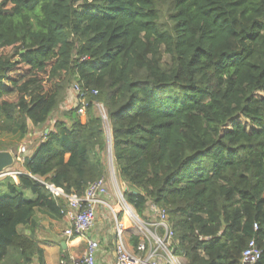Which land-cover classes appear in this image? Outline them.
<instances>
[{
	"label": "trees",
	"instance_id": "1",
	"mask_svg": "<svg viewBox=\"0 0 264 264\" xmlns=\"http://www.w3.org/2000/svg\"><path fill=\"white\" fill-rule=\"evenodd\" d=\"M74 82L77 107L0 188V264H44L33 218L65 220L46 185L82 196L104 178L97 104L124 201L165 211L172 255L240 264L253 246L264 264V0L1 2L0 116L21 140Z\"/></svg>",
	"mask_w": 264,
	"mask_h": 264
},
{
	"label": "built area",
	"instance_id": "2",
	"mask_svg": "<svg viewBox=\"0 0 264 264\" xmlns=\"http://www.w3.org/2000/svg\"><path fill=\"white\" fill-rule=\"evenodd\" d=\"M72 89L77 95L78 88L73 86ZM94 94L96 93L94 92ZM76 100L78 102L77 96ZM81 104L82 106L78 110L79 114L83 113L84 101ZM101 119H107L106 111H104ZM46 186L54 198L63 202L61 214L68 224L63 235L67 238L85 237L94 227L96 208L98 206L108 207L102 200L107 192L104 179L91 183L82 196L67 195L52 185ZM148 209L149 214L155 217V221L151 223L152 231L139 230L142 239L138 241L136 248L130 247L124 225L115 219L114 264H183L182 259L175 257L170 251L173 233L165 211L154 205H149ZM125 216L131 221L136 220H134L135 217L131 215L129 209L125 212ZM98 250V242L88 239L81 264H97L96 254ZM261 254L259 249L250 246L242 252L240 264H256Z\"/></svg>",
	"mask_w": 264,
	"mask_h": 264
},
{
	"label": "rangeland",
	"instance_id": "3",
	"mask_svg": "<svg viewBox=\"0 0 264 264\" xmlns=\"http://www.w3.org/2000/svg\"><path fill=\"white\" fill-rule=\"evenodd\" d=\"M4 0H0V3ZM9 8V7H8ZM75 85V82L72 83V87ZM59 108L54 111L49 119L46 125L42 129H32L30 127V132H32V136H29V134L24 137V139L21 140L20 135L17 131L16 125L14 122H6L1 116H0V150H10V149H18V156L17 161L15 165L8 169L6 171V174L2 177H0V188L5 187L8 179H11L15 183H17L16 174L19 173V171L22 169V160L24 157L29 156L33 150L35 149V146L37 143L43 139V129L44 128H50V130L53 128V124L63 118L62 115L66 110L74 109L77 107V100H76V92L70 87V89L67 91V95L65 97ZM106 111L100 104L95 105L94 112L95 114L102 118V115ZM102 120V119H101ZM103 129L106 136V148L103 155V160L106 165V173L104 176V182L106 183V190L110 191L111 193V199H115V201L118 203L120 209H122V214L127 212V210H130L131 215H134V220L131 221V225L129 226L130 232L126 235L129 245L132 248V240L131 238H137L138 241L142 239V234L139 231L140 229L144 230L147 229L149 231H152L151 223L155 221V217L152 214H149V209L147 208L144 211V214L142 216L137 215V213L133 210V208L127 206V203L124 201L123 194L125 192H131L133 191L125 182H122L117 173L115 172V168L113 165V158H112V152L111 149H109L108 144L111 140V129L110 125L107 121V119L102 120ZM46 131V130H45ZM107 215L109 217V223L105 221L106 227L113 225V222L115 219H118L117 216L111 212L109 208H107ZM128 215V214H127ZM101 218V217H100ZM103 220V219H102ZM104 221V220H103ZM108 223V224H107ZM115 224V223H114ZM159 236L161 234L159 233Z\"/></svg>",
	"mask_w": 264,
	"mask_h": 264
},
{
	"label": "crops",
	"instance_id": "4",
	"mask_svg": "<svg viewBox=\"0 0 264 264\" xmlns=\"http://www.w3.org/2000/svg\"><path fill=\"white\" fill-rule=\"evenodd\" d=\"M29 136L32 135L29 134ZM4 192L5 190L2 188L1 194H4ZM25 198L31 199L32 196L26 192ZM102 200L108 207L98 206L96 208V221L94 227L85 237L74 239L65 237L63 232L68 227L65 220L53 219L42 214H37L33 218L30 229L34 231L37 241L39 242V247L43 251L42 257L44 264H81L86 241L88 239L96 240L99 244V250L96 254L97 264L115 263V224L113 222L111 227H106L105 221L108 223L110 222L107 215V208H109L113 214L118 215L117 220L123 225L126 216L125 213H121L122 209H120L115 199H111L110 191L106 192L105 196L102 197ZM127 206L129 205L127 204ZM125 230L127 235L130 232V229L129 227H125ZM62 243H64V247H62ZM182 262L184 264L183 259ZM32 264H38L37 259H35Z\"/></svg>",
	"mask_w": 264,
	"mask_h": 264
},
{
	"label": "water",
	"instance_id": "5",
	"mask_svg": "<svg viewBox=\"0 0 264 264\" xmlns=\"http://www.w3.org/2000/svg\"><path fill=\"white\" fill-rule=\"evenodd\" d=\"M108 147L109 149H111L110 141ZM17 156H18V149L16 148L0 151V177L4 176L6 174V171L15 165L17 161ZM61 245L62 247H64V243H62Z\"/></svg>",
	"mask_w": 264,
	"mask_h": 264
},
{
	"label": "bare ground",
	"instance_id": "6",
	"mask_svg": "<svg viewBox=\"0 0 264 264\" xmlns=\"http://www.w3.org/2000/svg\"><path fill=\"white\" fill-rule=\"evenodd\" d=\"M125 227H129L131 225L130 220L126 217L124 222Z\"/></svg>",
	"mask_w": 264,
	"mask_h": 264
}]
</instances>
